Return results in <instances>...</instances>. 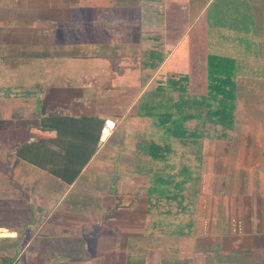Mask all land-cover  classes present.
I'll list each match as a JSON object with an SVG mask.
<instances>
[{
	"label": "crops",
	"instance_id": "1",
	"mask_svg": "<svg viewBox=\"0 0 264 264\" xmlns=\"http://www.w3.org/2000/svg\"><path fill=\"white\" fill-rule=\"evenodd\" d=\"M0 264H264V0H0Z\"/></svg>",
	"mask_w": 264,
	"mask_h": 264
},
{
	"label": "rangeland",
	"instance_id": "2",
	"mask_svg": "<svg viewBox=\"0 0 264 264\" xmlns=\"http://www.w3.org/2000/svg\"><path fill=\"white\" fill-rule=\"evenodd\" d=\"M180 117L175 115V120H178ZM162 132H159L158 135H165V133L163 132V130H161ZM197 132V131H194ZM169 136H172L173 139V144H174V173L175 176L173 177V182H174V187H175V193H179V191L183 188L182 187V180H183V167H186L188 165V163H184L183 164V160L181 157V153H182V145H181V141L182 140H191L193 138H196L197 135H193L190 134V136H187L186 133H182L180 131L176 132L174 131L173 134L168 133ZM208 137H214V138H231L232 133L225 131V129H219V128H215V131H207L206 134ZM186 136V137H185ZM189 166L192 167L193 165H191L189 163Z\"/></svg>",
	"mask_w": 264,
	"mask_h": 264
}]
</instances>
